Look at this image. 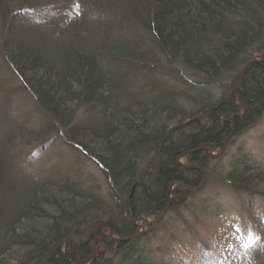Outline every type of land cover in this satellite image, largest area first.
Instances as JSON below:
<instances>
[{"label": "trees", "instance_id": "1", "mask_svg": "<svg viewBox=\"0 0 264 264\" xmlns=\"http://www.w3.org/2000/svg\"><path fill=\"white\" fill-rule=\"evenodd\" d=\"M13 94L30 119L11 118ZM263 116L264 0H0V264L175 262L184 232L164 218L215 182L211 147ZM56 135L102 186L72 160L46 157L42 175L21 165ZM238 151L225 188L264 203V166ZM245 203L232 204L245 210L236 222L228 205L188 207L216 242L201 243L212 264H264V211Z\"/></svg>", "mask_w": 264, "mask_h": 264}, {"label": "rangeland", "instance_id": "2", "mask_svg": "<svg viewBox=\"0 0 264 264\" xmlns=\"http://www.w3.org/2000/svg\"><path fill=\"white\" fill-rule=\"evenodd\" d=\"M36 3L42 5H55L56 7L60 8H66L69 4H71L72 0H34ZM5 77V76H4ZM170 80V79H169ZM168 83V82H167ZM16 84L9 85L8 91L13 92L15 90ZM10 98V99H9ZM9 106L10 109L16 112L12 115L14 117H11L13 120L17 118L16 116L22 117L23 120L28 117L30 119L31 109L26 103L25 100L19 99L20 102H17V99L13 95H9ZM26 103V104H25ZM12 111H10L11 116ZM24 116V117H23ZM56 139L52 142H49L46 147L40 149L38 147L37 150L35 149H29L25 153V159L20 160L21 165L29 166L30 170L34 172V175H42L45 168L48 167V165H45L47 162V158H52L54 160L61 159L62 164H66L69 161H74L77 164V167L81 166L83 168V173L85 175H90L91 177H94L97 179L96 184L97 185H103L102 178L100 177L99 171L93 164H91L86 158H84L82 155L76 153L71 147H68L63 137L60 135L55 136ZM238 149H242L243 153L249 157V161L255 165H263L264 166V116L263 120L258 126L253 127L252 130H248L239 137H233L230 144H226L224 149L222 151L217 150H211L209 153V158L214 159V162H211V173L216 174L213 175L211 180L215 181L213 183L206 184V180L202 183V193L198 192L194 195V197H191V199L185 204V206L180 211V216L173 215V212H170L167 214V216L164 218L165 223L167 224V229L170 231H173L174 234L179 236L182 232L184 234L182 237H179V242L182 247L178 248L176 257H179L175 259V262L170 261V257L168 256V261L170 264H189L188 257L190 254L193 256H199L197 258V261H200L201 264H212L217 261L216 257L218 255V252L215 251L213 255H210V260L207 259V255H209V251L201 250L202 246L201 243L205 244L208 249H214V241L211 240L209 236L210 230L204 231V233L201 231V229L196 227L199 222L198 220L193 216V214L189 213L188 207L191 209L193 208L198 214L200 212V204L203 200H205V206L208 208H211L213 211L215 208H220V206L228 205V215L227 219L228 222L237 221L240 217H243L245 219V210L244 209H235L232 204H235L236 202H239L240 200L245 201L246 203L243 205H252L251 208L248 210L246 207V213L251 215L252 217L255 216L259 208L262 207L264 211V203L261 202V200L249 201V199L246 196H240L236 194H231L225 186L227 183L225 182V173L229 170H231L232 165H234V162H237V160L241 159L242 155L239 153ZM56 152H58V155H61L62 157H58ZM24 162V164H23ZM67 163V164H68ZM182 163V161H180ZM26 169V167H25ZM218 172V173H217ZM42 173V174H41ZM205 183V184H204ZM207 185L209 187H207ZM103 188V187H102ZM201 193V194H200ZM234 212L235 216H231L230 213ZM171 214V215H170ZM185 220V221H184ZM153 221L152 219L146 220L144 222L138 223L139 226H143L144 223ZM215 224V222H214ZM213 224V225H214ZM195 225V226H194ZM212 223L209 221L207 223V226H210L213 228ZM191 226V227H189ZM188 228V229H186ZM190 228V229H189ZM196 229V232L193 234L194 230ZM141 231V230H140ZM193 234V235H192ZM167 236V235H166ZM113 237V236H112ZM164 241V238L161 237V242ZM160 242V243H161ZM155 243V242H154ZM238 243V242H237ZM236 243V244H237ZM98 244L96 247H94V252H103L104 248L101 245V243ZM159 245V243H158ZM191 252V253H190ZM198 252V253H197ZM206 254V255H205ZM204 259H206L204 261ZM216 259V260H214ZM169 264V263H168Z\"/></svg>", "mask_w": 264, "mask_h": 264}, {"label": "bare ground", "instance_id": "3", "mask_svg": "<svg viewBox=\"0 0 264 264\" xmlns=\"http://www.w3.org/2000/svg\"><path fill=\"white\" fill-rule=\"evenodd\" d=\"M180 161H182V163H183V160L180 159ZM180 164H181V163H180ZM149 225H151V224L149 223L146 227H149ZM139 227L142 228L143 226H139ZM116 240H117V241H118V240H119V241H124V242L126 241V240H120V239H118V238H117ZM128 240H129V239H128Z\"/></svg>", "mask_w": 264, "mask_h": 264}, {"label": "water", "instance_id": "4", "mask_svg": "<svg viewBox=\"0 0 264 264\" xmlns=\"http://www.w3.org/2000/svg\"><path fill=\"white\" fill-rule=\"evenodd\" d=\"M165 212H166V210H165ZM165 212L160 216V218L165 214ZM160 218H159V220H160ZM159 220L155 221L153 224H156ZM104 233H106V232H104Z\"/></svg>", "mask_w": 264, "mask_h": 264}]
</instances>
